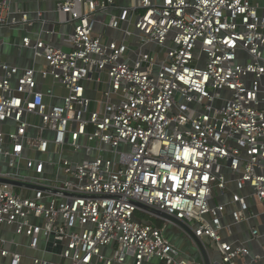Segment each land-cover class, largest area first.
<instances>
[{
	"label": "built area",
	"instance_id": "1",
	"mask_svg": "<svg viewBox=\"0 0 264 264\" xmlns=\"http://www.w3.org/2000/svg\"><path fill=\"white\" fill-rule=\"evenodd\" d=\"M31 1L0 0V264H206L138 203L264 264V0Z\"/></svg>",
	"mask_w": 264,
	"mask_h": 264
},
{
	"label": "crops",
	"instance_id": "2",
	"mask_svg": "<svg viewBox=\"0 0 264 264\" xmlns=\"http://www.w3.org/2000/svg\"><path fill=\"white\" fill-rule=\"evenodd\" d=\"M31 3L34 8L38 6L41 8H47V9L53 7V4L51 2H46V1H42L39 3V2H36L35 0H32ZM48 16L49 18H56L54 14H49ZM14 36L15 34H11V33L8 35V37L10 38V41L15 38ZM3 52L4 54L2 53L1 57L9 63L19 64L22 66H27V65H30L31 63V61L28 58L18 57L19 49L15 45L5 46ZM23 53H24L23 54L24 57L31 56V53L28 51H24ZM163 227H164L165 234L171 239L172 242H174L180 249H182L192 261H194L195 263L201 261V255L199 251L194 247L190 238L186 234H184L182 230H180L178 227H176L175 225L171 223L164 224ZM185 242H186V245H185ZM191 249L195 250L194 251L195 254L191 252Z\"/></svg>",
	"mask_w": 264,
	"mask_h": 264
},
{
	"label": "water",
	"instance_id": "3",
	"mask_svg": "<svg viewBox=\"0 0 264 264\" xmlns=\"http://www.w3.org/2000/svg\"><path fill=\"white\" fill-rule=\"evenodd\" d=\"M11 183L15 184V185H21L20 183L18 182H14V181H10ZM138 206L141 210H144L145 212H147L148 214H151L152 216H155L159 219H162L164 221H167V222H172V223H175L178 227L180 228H184L185 230H187L189 232V234L191 235V237L197 242V244L200 246L201 250H202V253L204 255V258L206 260V264H210L209 262V259L207 257V253L204 249V245H203V242L201 241L200 238H198L194 231L190 228V226L187 224L186 221L176 217L175 215L173 214H170L164 210H160V209H157V208H154V207H151V206H148L144 203H138ZM60 246L58 248H56V251H60Z\"/></svg>",
	"mask_w": 264,
	"mask_h": 264
},
{
	"label": "rangeland",
	"instance_id": "4",
	"mask_svg": "<svg viewBox=\"0 0 264 264\" xmlns=\"http://www.w3.org/2000/svg\"><path fill=\"white\" fill-rule=\"evenodd\" d=\"M97 18L101 19L102 17L98 15ZM98 97L101 98V94H99ZM94 144H96V143H94ZM136 214H137V217L139 219H141L143 221H148V222H150L152 224H155L157 226H164V224L166 223L164 220H161V219H159V218H157L155 216H152L151 214H148L145 211L138 210ZM185 245H186V242H185ZM185 245H184V247H185ZM194 251H195L194 249H191V252L195 254Z\"/></svg>",
	"mask_w": 264,
	"mask_h": 264
}]
</instances>
